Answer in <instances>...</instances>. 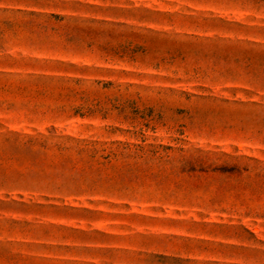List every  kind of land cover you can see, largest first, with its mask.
Masks as SVG:
<instances>
[{"label":"rangeland","instance_id":"rangeland-1","mask_svg":"<svg viewBox=\"0 0 264 264\" xmlns=\"http://www.w3.org/2000/svg\"><path fill=\"white\" fill-rule=\"evenodd\" d=\"M0 264H264V0H0Z\"/></svg>","mask_w":264,"mask_h":264}]
</instances>
